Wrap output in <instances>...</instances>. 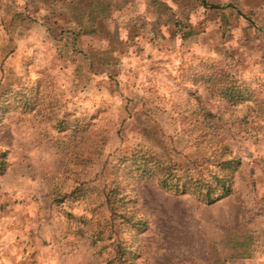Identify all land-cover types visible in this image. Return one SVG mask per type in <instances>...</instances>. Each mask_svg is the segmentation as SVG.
Segmentation results:
<instances>
[{
	"label": "rangeland",
	"instance_id": "obj_1",
	"mask_svg": "<svg viewBox=\"0 0 264 264\" xmlns=\"http://www.w3.org/2000/svg\"><path fill=\"white\" fill-rule=\"evenodd\" d=\"M69 1L0 0V90L35 87L0 120V264H104L92 233L112 163L139 146L202 154L183 121L197 102L241 158L234 189L207 203L134 182L148 227L131 264H264V122L203 79L222 66L264 88V0H113L93 33Z\"/></svg>",
	"mask_w": 264,
	"mask_h": 264
},
{
	"label": "trees",
	"instance_id": "obj_2",
	"mask_svg": "<svg viewBox=\"0 0 264 264\" xmlns=\"http://www.w3.org/2000/svg\"><path fill=\"white\" fill-rule=\"evenodd\" d=\"M70 15L79 25L80 32H96L98 22L119 10L113 0H70ZM187 31L184 35H189ZM203 79L207 88L214 90L230 105L246 103L250 114L264 122V88L251 87L230 70L210 66ZM35 87L6 88L0 90V120L12 108L27 111L34 107L32 91ZM194 116L184 119L189 138L204 152L194 157H178L168 150L139 146L119 155L111 165L109 181L99 190L101 206L107 212L104 223L92 233L93 241L101 239L106 231L109 239L104 264H131L139 254L138 234L148 227V220L139 200L133 194V183L151 180L158 187L175 194H189L196 200L211 203L229 195L234 189L235 174L241 164L239 154L219 131L215 114L200 102L192 108ZM61 124V119H56ZM147 134L155 142L160 138L155 129ZM175 151V150H173ZM9 164L7 150L0 147V172ZM84 182H78L67 195H85ZM57 197V196H56Z\"/></svg>",
	"mask_w": 264,
	"mask_h": 264
},
{
	"label": "crops",
	"instance_id": "obj_3",
	"mask_svg": "<svg viewBox=\"0 0 264 264\" xmlns=\"http://www.w3.org/2000/svg\"><path fill=\"white\" fill-rule=\"evenodd\" d=\"M28 1H33V0H28Z\"/></svg>",
	"mask_w": 264,
	"mask_h": 264
}]
</instances>
